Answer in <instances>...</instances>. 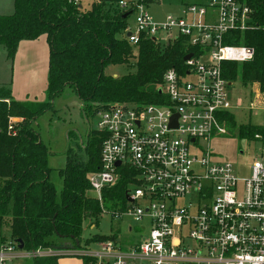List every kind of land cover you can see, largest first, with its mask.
<instances>
[{
	"label": "built area",
	"instance_id": "obj_1",
	"mask_svg": "<svg viewBox=\"0 0 264 264\" xmlns=\"http://www.w3.org/2000/svg\"><path fill=\"white\" fill-rule=\"evenodd\" d=\"M67 1L82 9L103 2ZM159 1L117 2L121 12L135 14L124 38L137 55L141 39L149 38L162 52L180 41L192 57L184 60L183 72H164L162 102H109L96 111L91 130L102 140L100 167L88 174L100 215L147 220L148 234L127 244L118 234L94 237L77 247L51 249L54 254L25 250L12 239L0 245V264L59 254L85 264H264V158L254 159L250 175L242 177L209 143L226 134V114L239 108L223 63L254 59L253 47L229 41L259 28L254 10L244 0H192L184 1L179 15L157 21L149 6ZM122 180L124 197L107 199L104 192ZM92 220L85 219L83 233L96 227Z\"/></svg>",
	"mask_w": 264,
	"mask_h": 264
},
{
	"label": "trees",
	"instance_id": "obj_2",
	"mask_svg": "<svg viewBox=\"0 0 264 264\" xmlns=\"http://www.w3.org/2000/svg\"><path fill=\"white\" fill-rule=\"evenodd\" d=\"M119 1L103 0L85 11L67 0H16L12 14L0 15V44L10 60L24 40L46 36L50 48L47 101L17 100L8 87L3 90L0 86V236L7 224L12 239L23 242L25 250L77 247L84 220L101 213L99 202L87 196L88 174L100 167L101 138L89 130L83 148L86 160L76 158L68 148L66 166L59 171L63 184L58 190L51 180L49 149L34 121L52 110L54 99L68 87L87 107L97 109L117 101L162 102L159 85L164 72L170 67L183 72L185 53L180 41L162 52L152 39L142 38L137 73L123 77L105 73L107 66L129 63L133 57V48L118 38L131 14L117 8ZM244 1L254 10L259 28L229 41L253 47L255 57L244 63L224 62L223 75L232 82L240 76L244 84L259 83L264 91V0ZM125 14H129L127 18ZM226 117L231 120L229 114ZM14 118L20 121L13 124ZM239 132L241 137L261 134L264 138V126L241 124ZM126 185L122 180L112 191H105V197L122 199ZM62 239L71 244L60 243ZM57 258L38 256L29 264H56Z\"/></svg>",
	"mask_w": 264,
	"mask_h": 264
},
{
	"label": "rangeland",
	"instance_id": "obj_3",
	"mask_svg": "<svg viewBox=\"0 0 264 264\" xmlns=\"http://www.w3.org/2000/svg\"><path fill=\"white\" fill-rule=\"evenodd\" d=\"M184 1L192 0H160L157 3L150 4L149 12L157 21H162L168 15H179ZM90 9V6L83 8L85 11ZM134 25L135 14L131 13L127 26L134 28ZM125 29L118 34V38L128 43L124 38ZM129 45L131 46V44ZM132 48L133 57L130 58L129 63L111 64L107 66L105 73L114 77L115 75L123 77L137 73L138 55L135 48ZM137 51L139 54V50ZM30 69L31 67L28 70ZM13 74L14 62L7 59L6 50L0 44V84L7 85L13 89L11 83L12 80L14 81ZM19 75L23 76L22 72ZM7 86L3 90H8ZM37 93L41 92L37 91ZM230 93L234 106L238 105L239 108L235 107L228 113L231 116V120L228 121L226 117V134L214 136L209 143L217 158L231 161L235 166L237 174L246 177L251 173L253 160L264 158V138L261 134H259L260 138H256L255 136L251 138L247 136L241 137L239 126L241 124L252 125L254 127L264 126V91L261 90L259 83L244 84L241 81V77L237 76L235 84L230 88ZM45 95L46 97L48 96L47 90ZM41 97L40 94H34L33 96L22 94V96H19L20 99L38 101L42 99ZM53 104L54 108L38 117L34 121V126L40 132L44 144L49 149V163L53 168V173L51 172L53 175L52 181L56 184L58 190H60L63 178L59 171L66 166L68 148H72V152L76 158L87 159L86 150L83 148L88 143L89 130L96 122L93 115L95 114L96 116V111L99 109L97 107H87L79 99L74 89L70 87L66 88L65 93L56 97ZM17 120L20 121L19 118H14L11 121L13 124H16ZM87 194H90L91 197L94 196L89 190H87ZM92 221L96 224V227L86 229L83 233L82 243L92 240L94 237H107L112 234H118L122 238L123 244L138 242L148 234L150 228L147 220L138 223L127 217L123 220H113L109 215H99L93 217ZM130 224L134 226L133 231L129 230L128 226ZM10 240H12L11 231L6 224L3 228V235L2 237L0 236V245ZM68 244L70 245L71 242H66V245ZM91 247H95V245L92 244ZM46 252L54 254L51 249H48ZM27 261L31 262L32 259H17L10 264H25Z\"/></svg>",
	"mask_w": 264,
	"mask_h": 264
},
{
	"label": "crops",
	"instance_id": "obj_4",
	"mask_svg": "<svg viewBox=\"0 0 264 264\" xmlns=\"http://www.w3.org/2000/svg\"><path fill=\"white\" fill-rule=\"evenodd\" d=\"M15 1L16 0H0V15L12 14L15 11ZM6 56L7 59H9L7 52H6ZM49 59H50V48L46 36H41L36 40H24L20 42L16 55L13 59L14 81L12 80L11 82L13 85V89L7 85L0 84V86H4V87L7 86L12 91V95L14 96V98L17 100L36 101V102L47 101L48 96L46 97L45 92L48 89V83H49ZM30 67L31 69L28 70ZM21 72L23 76L19 75V73L21 74ZM45 75L47 77V80ZM115 77L118 76L115 75ZM37 91H40L41 93H37ZM22 94H26L30 96H33L34 94H40V96H42L41 97L42 99H40V101L32 100V99H20L19 96H22ZM52 173H51V180L53 176ZM59 241L60 243L65 244L70 240L62 239ZM29 263L30 261H27L25 264H29ZM56 264H85V263L80 258L65 254H59Z\"/></svg>",
	"mask_w": 264,
	"mask_h": 264
},
{
	"label": "water",
	"instance_id": "obj_5",
	"mask_svg": "<svg viewBox=\"0 0 264 264\" xmlns=\"http://www.w3.org/2000/svg\"><path fill=\"white\" fill-rule=\"evenodd\" d=\"M128 15H129V14H125V15H124V18H127ZM128 35H130V33H129ZM191 57H192V54H188V55H186V56L184 57V60H188V59H190ZM159 92L162 93V90L159 89ZM172 125H173V126H176V125H177V116H175V117L173 118ZM18 242L20 243V248H23V247H24L23 242H21V241H18ZM78 244H79V241L77 240V245H78Z\"/></svg>",
	"mask_w": 264,
	"mask_h": 264
}]
</instances>
